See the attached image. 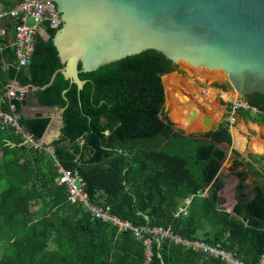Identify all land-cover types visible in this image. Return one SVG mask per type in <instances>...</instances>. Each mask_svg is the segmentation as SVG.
<instances>
[{"label":"trees","instance_id":"trees-1","mask_svg":"<svg viewBox=\"0 0 264 264\" xmlns=\"http://www.w3.org/2000/svg\"><path fill=\"white\" fill-rule=\"evenodd\" d=\"M40 29L49 39L34 36L27 67L15 71L12 51L0 53L3 111L10 81L36 88L25 94L24 107L12 102L18 124L39 141L49 117L25 109L61 110L60 136L48 147L62 169L76 171L91 204L134 227H170L184 239L218 245L243 264H257L264 255L262 157L229 151L227 170L238 183L226 212L219 170L230 146L229 123L222 119L213 129L189 134L173 127L163 109L164 87L173 78L168 73L175 71L171 63L144 51L77 73L80 90L58 72L40 90L61 68L50 41L55 30L46 23ZM252 99L234 115L264 129V101ZM56 177L45 152L0 129V264H142L140 242L67 203ZM186 198V215L174 217ZM150 264L223 263L163 242L153 245Z\"/></svg>","mask_w":264,"mask_h":264},{"label":"water","instance_id":"water-1","mask_svg":"<svg viewBox=\"0 0 264 264\" xmlns=\"http://www.w3.org/2000/svg\"><path fill=\"white\" fill-rule=\"evenodd\" d=\"M43 1L55 9L60 21L50 41L61 68L40 90L57 72L80 90L83 82L77 73L153 51L185 72L203 67L223 82V90L238 96L237 103L248 106L251 95L264 101V0ZM38 35L49 39L41 29ZM35 90L25 87L26 92ZM19 103L25 106V95ZM53 110L56 115L47 116L40 138L44 146L60 136L61 110ZM178 113L184 127L200 116L197 107L178 106ZM200 124L208 128L209 118L201 117ZM237 183L232 176V183L221 189L229 207Z\"/></svg>","mask_w":264,"mask_h":264},{"label":"built area","instance_id":"built-area-1","mask_svg":"<svg viewBox=\"0 0 264 264\" xmlns=\"http://www.w3.org/2000/svg\"><path fill=\"white\" fill-rule=\"evenodd\" d=\"M12 5L4 8L0 0V22L9 20L11 22V39L5 48L12 51V68L17 71L28 66L34 36L40 30V25L46 23L49 29L56 30L60 26V21L55 13V9L43 0H12ZM5 36V29L0 26V39ZM201 91L200 95H203ZM27 92L25 88L17 86L14 81L9 82L8 89L3 94L6 100L7 112L3 111V101L0 100V129H10L19 137L21 145L45 152L51 159L57 174L55 183L64 187L66 201L72 205H78L84 212H87L95 220L109 224L116 228L117 232L129 231L143 247L142 264H150L153 257V245L158 248L160 243L167 242L181 247L185 251L200 254L207 258L218 260L223 264H243L231 253L224 251L218 245H210L198 239H184L180 235L173 233L170 227H134L129 222L120 220L112 215L107 207H98L91 204L82 191L83 183L76 171H66L60 167L53 156L52 150L44 146L41 141H34L31 136L18 124L19 115L14 113L15 102H20ZM238 108L246 109L248 106L232 101L230 104L229 124L233 121L234 111ZM255 112L254 108H250ZM203 195V194H202ZM190 198H186L182 205L176 209L174 217L186 215V208ZM228 210H226L227 212ZM257 264H264V255L260 257Z\"/></svg>","mask_w":264,"mask_h":264},{"label":"rangeland","instance_id":"rangeland-1","mask_svg":"<svg viewBox=\"0 0 264 264\" xmlns=\"http://www.w3.org/2000/svg\"><path fill=\"white\" fill-rule=\"evenodd\" d=\"M174 67H175V71H173L170 74L173 76V78H171L172 80L171 79L167 80L166 88L164 87L165 104L163 105V109L166 112V115L168 113V116L174 122L175 125H173V127L175 129H180L181 131H183L184 134L204 132L206 130L212 129L214 128V125L217 122L210 124L208 128H204L199 122V119L201 117L209 118L210 115H212L213 117L216 116L217 114H220L223 115L222 117L224 118V120H229L230 112L227 109L226 105L231 104V102L234 101L236 98H238V96H233L232 94L226 92L223 89L216 88L217 86L223 85V82L219 78L209 75L203 67L195 68V70L192 73L185 72L177 65H174ZM169 83L173 84V86L171 87V92L179 96L181 95V97L186 101L182 107H186V108L197 107L198 110L200 111V116L196 120H194L188 127H184L181 124V122L176 120L178 117H180V114L178 113V105L176 104L172 105L171 103H169L167 97L168 94L167 84ZM201 91H204L203 95H206L208 92L213 93V99L211 100V102L206 103V105L205 104L202 105L197 101L198 98H201L203 96L200 95ZM166 97H167V103H166ZM27 113L31 114V112H27ZM173 119L176 122H178L181 126H183V128L179 126ZM233 122L234 120L231 121L230 123ZM227 158L228 156H226V158L221 162L220 170H219L220 179L222 180L223 185L226 186L232 183V174L227 170L228 167ZM225 195L226 194H224V197ZM221 207L224 208L225 210L229 208V206L225 201H223Z\"/></svg>","mask_w":264,"mask_h":264},{"label":"crops","instance_id":"crops-1","mask_svg":"<svg viewBox=\"0 0 264 264\" xmlns=\"http://www.w3.org/2000/svg\"><path fill=\"white\" fill-rule=\"evenodd\" d=\"M12 0H1V4L4 8L12 5ZM0 26L5 29V36L0 39V53L7 46L11 39V22L9 20L1 21ZM38 34V33H37ZM172 73V72H171ZM169 73L168 75H170ZM25 112H31L30 116L35 113H41L45 116H55L56 112L54 110L44 109V108H34L25 109ZM218 115V122L214 125V128L224 119L220 114ZM210 118L212 115L209 116ZM234 122L229 124L228 133L230 136V146L229 151L233 150L242 157L246 154H251L256 157L261 156V163L264 164V129L261 125L257 123H252L249 121H244L234 116ZM213 129V128H212ZM262 143V150L258 151L256 144ZM255 144V145H254Z\"/></svg>","mask_w":264,"mask_h":264},{"label":"bare ground","instance_id":"bare-ground-1","mask_svg":"<svg viewBox=\"0 0 264 264\" xmlns=\"http://www.w3.org/2000/svg\"><path fill=\"white\" fill-rule=\"evenodd\" d=\"M199 68V67H198ZM164 77V76H163ZM162 77V78H163ZM168 86H167V97H168V100H169V103H171L172 105H178V106H183L184 105V103L186 102L182 97H181V95L179 96V95H177V94H175V93H172L171 92V87L173 86V84L172 83H169V84H167ZM206 94V93H205ZM228 95V94H227ZM227 97V96H226ZM231 97V96H230ZM213 99V93H211V92H208L206 95H203L201 98H198V102L200 103V104H202V105H206V103H208V102H211V100ZM209 120H210V124H212V123H216V122H218V115H216V116H213V117H209ZM197 122V121H196ZM199 122H200V119H199ZM198 122V123H199ZM198 123H197V125H198ZM200 125V124H199ZM197 128H198V126H197ZM256 144V143H255ZM254 144V145H255ZM256 147H257V150L258 151H261L262 150V143H258V144H256Z\"/></svg>","mask_w":264,"mask_h":264},{"label":"flooded vegetation","instance_id":"flooded-vegetation-1","mask_svg":"<svg viewBox=\"0 0 264 264\" xmlns=\"http://www.w3.org/2000/svg\"><path fill=\"white\" fill-rule=\"evenodd\" d=\"M253 96H254V95L248 96V100H249V102H250V101H254V100L252 99ZM256 96H257V95H256Z\"/></svg>","mask_w":264,"mask_h":264}]
</instances>
